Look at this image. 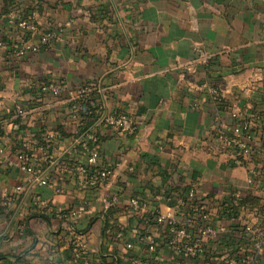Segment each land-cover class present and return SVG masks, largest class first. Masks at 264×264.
<instances>
[{
    "label": "crops",
    "instance_id": "0c3cea01",
    "mask_svg": "<svg viewBox=\"0 0 264 264\" xmlns=\"http://www.w3.org/2000/svg\"><path fill=\"white\" fill-rule=\"evenodd\" d=\"M44 4L45 14L33 10L27 17L19 8L7 14L0 8V264H113L102 256L115 250L126 254L116 264H132L125 259L130 254L172 264L177 256L168 243L146 254L141 237L147 227L139 221L146 211H136L132 198L142 201L141 190L174 184L212 211L197 226L217 230L207 253L191 264H227L253 229L264 226V119L251 120L258 134L253 158L244 164L219 156L211 138L217 117L246 119L252 108L264 116V0ZM41 25L53 29L48 43ZM17 34L20 42L6 39ZM31 43L39 47L30 49ZM85 86L93 88L88 96L79 93ZM215 89L231 99V111L219 108ZM99 102L88 128L99 138L95 133V140L86 138L88 148L72 151L88 130L77 134L83 112ZM103 106L128 114L133 128L98 123ZM92 150L96 165L89 162ZM22 156L47 173L46 182L33 183L35 174L20 166ZM79 164L113 168L107 186L98 188L92 174L81 182ZM111 211L119 234L106 227ZM76 240L84 241L80 253Z\"/></svg>",
    "mask_w": 264,
    "mask_h": 264
},
{
    "label": "built area",
    "instance_id": "2783aa9c",
    "mask_svg": "<svg viewBox=\"0 0 264 264\" xmlns=\"http://www.w3.org/2000/svg\"><path fill=\"white\" fill-rule=\"evenodd\" d=\"M14 18L15 16L12 15ZM27 25L26 20L22 22ZM50 35H45L43 37V43H48L50 40ZM38 44L31 43L29 45L30 49H37ZM49 89L57 92L58 89L55 85H50ZM91 89L87 86L81 88L79 93L83 95H90ZM212 98L216 101L224 98V92L222 90L215 89L212 91ZM101 113L98 120L100 124H106L108 126L118 127L122 129L133 128V122L131 118L122 111L111 110L109 107L103 106L101 108ZM20 112H25L24 107H19ZM146 116L144 112H137V116ZM256 133L253 129V122L246 119H236L233 122H227L221 117L215 119L214 131L212 134V142L217 147V154L220 156H227L229 161L240 165L247 162V160L253 158V147L255 146L252 141L255 138ZM50 136H54V133H50ZM86 138L92 140L96 139L95 132L88 129L84 134L77 138L71 145L72 151H78L79 146L88 148L89 145L86 142ZM251 143L253 145H251ZM252 149V151H251ZM238 154V155H237ZM242 154V157H241ZM89 162L92 165L98 163V153L95 150L90 152ZM122 162H117L115 166L121 165ZM9 165H13L12 161H9ZM20 166L23 170H27L35 174L33 183L46 182V172L39 174L37 172V167L35 164H30L22 156V161ZM78 173V178L81 182H88V177L90 176V167L88 164H79L76 167ZM254 173L257 170H253ZM113 168H96L92 175L96 176L97 187L102 188L107 186L108 178L111 176ZM172 196V195H171ZM168 194H159L156 197L165 199L167 204V209H161L158 207L153 210V215L157 217L159 222L169 221L171 224V234L169 235V245L176 252L177 261L172 264H191V258H197L204 255L208 251V240L216 237L217 230L214 225H207L199 227L200 236H195L192 228L197 225L198 220L209 219L212 216V211L208 209L206 202L203 200L198 201L193 207L194 214L190 211L188 200H193L195 197L194 192L187 191L186 195L183 196L182 193L175 196L174 206L169 204L172 199ZM196 199V198H195ZM132 204L136 211H146L149 212L146 203L141 201L138 197L132 198ZM22 228H25L23 225ZM81 236H78L80 240ZM141 239H144L147 244V253H153L157 251L159 246V241L156 240L151 234L142 235ZM77 243V240H76ZM76 248L83 249L84 241H80L76 244ZM131 246V243L129 244ZM207 246V248H206ZM264 257V226L259 228H254L249 242L244 246V248H239L236 255H231L227 258V264H255ZM134 264H155L150 257L147 258H136Z\"/></svg>",
    "mask_w": 264,
    "mask_h": 264
},
{
    "label": "trees",
    "instance_id": "16d2710c",
    "mask_svg": "<svg viewBox=\"0 0 264 264\" xmlns=\"http://www.w3.org/2000/svg\"><path fill=\"white\" fill-rule=\"evenodd\" d=\"M22 1H25V0H0V8L3 10L2 13L7 14V13L11 12L14 8H19V9H16L17 14L20 16H24V17H27L28 13L32 12L33 10H38L40 13H43V14L46 13L45 12L46 11L45 4H44L45 0H31L32 3L30 5H28L27 7H22V3H23ZM20 8H26V9H20ZM41 27L44 28L45 35H51L53 33V29H49L48 27H44L43 25H41ZM19 36H20V34H17V35H14L11 39L10 38H6V39L10 42H13V43H15L14 41L20 42ZM6 39H4V40H6ZM90 89L93 91L92 87H90ZM216 102L222 111H226V112L231 111V107H232L231 99L226 100L225 98H222L221 100H218ZM89 106L90 107L88 108V110L86 112H83V116H82V118H80V123H78L76 126L78 129V131H77L78 135L82 131H86L92 125V123L95 121L96 117L99 115V113H98V115H96V111H97V109H100V107H101L100 102L98 104L97 103H94L92 105L89 104ZM246 116H247L246 120H255V122L257 124H259V122H260L259 119H264V116L261 115L260 112L255 111L254 108H252L250 111H248V114H246ZM111 127H113V126H111ZM263 127H264V125H263ZM116 128H118V127H116ZM118 129H122V128H118ZM59 130H61V132L63 134H71L70 132H68V133L65 132L67 130L65 127H61ZM45 131H46L45 127H41L39 129V132L41 133L40 135H41L42 143H47V141H48L47 139H45L44 134H43V133H45ZM96 134L98 137L99 134L98 133H96ZM212 134H213V132H212ZM251 145H253V144L251 143ZM251 151H252V149H251ZM241 157H242V154H241ZM63 165L64 164H62V166ZM64 166H66V164ZM66 167L73 169V166L71 167V165H68V164ZM95 170H96V168L90 167V174H93ZM179 188H180V186L178 187L177 185L174 184L172 186L169 185V186H167V188H164V189H154L153 188L150 191H147V189L145 188L144 190H141V193L146 194V195H143L142 198H143V202L147 204L150 211L146 212L145 214L140 215V217H139L140 226H142L144 224V227H147V228H145L144 231H146V233H148V234H151L156 240H158L160 245L162 242H165V243L169 242V235L172 232L171 231L172 226L169 223V221L159 222L157 217L153 215V210L157 209L159 207V203H158V200L155 199V195L160 194V193L161 194H168V196L172 195L171 196L172 199L169 201V204L174 206L175 196L180 194V192L178 191ZM182 194L184 196V195H186V192L182 193ZM198 201H199V199H197V198L195 199V197L191 201L188 200L189 205L193 204V206H189V209L193 214H194L193 207L196 205V203H198ZM114 217H115L114 211H111L108 214H106V219H107L106 227H108V228L111 226L115 227L117 229V233L119 234L121 232L120 231L121 227L119 226L118 219L114 218ZM63 221L69 222L70 217L64 216ZM192 230H193L195 236H198V237L200 236V229L197 225H195L192 228ZM74 233L77 234V231L74 230ZM239 240H241V238H239ZM235 243H237V241ZM206 248H207V246H206ZM76 250H77V248H76ZM238 250H239V248L237 249V252H238ZM77 251L79 253L82 252L81 249H78ZM154 254H156V252ZM125 255L126 254H122V253H120V251L115 250L114 252H112L111 255L102 256V259L105 262H111L113 264H116V262L122 261L123 260L122 258H124ZM108 256L109 257L111 256V259H108ZM136 256H135V254H130L128 256L129 258H125V259H130L131 263L134 264L135 259L137 258ZM199 257H197V258H199ZM197 258H191V259L193 261V260H196ZM151 260H153V262H155V264H163V263H160V260L155 255L151 257Z\"/></svg>",
    "mask_w": 264,
    "mask_h": 264
}]
</instances>
